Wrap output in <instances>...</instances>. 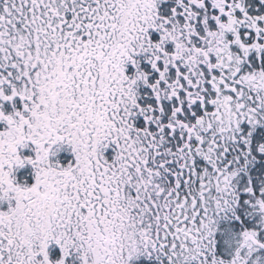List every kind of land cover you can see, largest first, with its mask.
<instances>
[{
  "label": "snow or ice",
  "instance_id": "1",
  "mask_svg": "<svg viewBox=\"0 0 264 264\" xmlns=\"http://www.w3.org/2000/svg\"><path fill=\"white\" fill-rule=\"evenodd\" d=\"M0 264H264V0H0Z\"/></svg>",
  "mask_w": 264,
  "mask_h": 264
}]
</instances>
